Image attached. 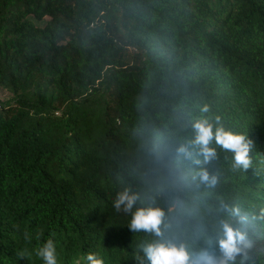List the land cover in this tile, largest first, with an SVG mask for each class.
Returning <instances> with one entry per match:
<instances>
[{
	"label": "trees",
	"instance_id": "1",
	"mask_svg": "<svg viewBox=\"0 0 264 264\" xmlns=\"http://www.w3.org/2000/svg\"><path fill=\"white\" fill-rule=\"evenodd\" d=\"M0 88V264H44L48 239L57 264H150L140 245L177 237L219 255L222 222L264 264V0H0ZM198 118L250 139L249 168L215 143L178 156ZM126 188L165 212L160 237L115 210Z\"/></svg>",
	"mask_w": 264,
	"mask_h": 264
},
{
	"label": "clouds",
	"instance_id": "2",
	"mask_svg": "<svg viewBox=\"0 0 264 264\" xmlns=\"http://www.w3.org/2000/svg\"><path fill=\"white\" fill-rule=\"evenodd\" d=\"M207 112V106L201 109ZM220 117L216 120L219 122ZM192 138L187 144H180L176 148L178 156L191 159L200 164L199 159H194L191 149L197 150V155L203 157V163L208 164L217 158L216 148L213 143L233 155L234 166L248 169L251 164L250 151L253 143L245 135L225 129L223 126H214L208 118L194 119L191 123ZM193 179L201 183L213 185L216 183L215 175H210L207 168L201 167ZM139 195L130 189L117 193L113 206L117 212L130 214L129 230L131 232L152 233L156 237L162 235L161 225L164 224L165 212L160 207H136ZM221 211L227 212L237 219L240 225L250 222L248 213L241 210L238 205H230L221 201ZM168 227V225H165ZM221 235L217 241L219 255L208 249L199 252L191 251L185 242L178 237L172 240H155L140 245L143 256L150 264H240L250 259L254 243L249 233L242 227H234L229 222L220 225ZM25 232V239H29ZM36 255L43 259L44 264H57L56 246L52 239H48L36 250ZM24 257V256H21ZM87 264H104V260L97 254L89 253L86 257Z\"/></svg>",
	"mask_w": 264,
	"mask_h": 264
},
{
	"label": "rangeland",
	"instance_id": "3",
	"mask_svg": "<svg viewBox=\"0 0 264 264\" xmlns=\"http://www.w3.org/2000/svg\"><path fill=\"white\" fill-rule=\"evenodd\" d=\"M49 19H50L49 17H45L43 20H37V19H33V20L35 21L36 24L43 25ZM135 50H136L135 48L130 47V52H133ZM13 98H14V95L9 90L0 88V100L5 102L7 100H13Z\"/></svg>",
	"mask_w": 264,
	"mask_h": 264
}]
</instances>
